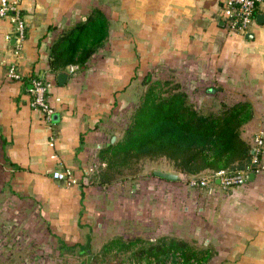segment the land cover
Wrapping results in <instances>:
<instances>
[{
	"label": "crops",
	"instance_id": "crops-1",
	"mask_svg": "<svg viewBox=\"0 0 264 264\" xmlns=\"http://www.w3.org/2000/svg\"><path fill=\"white\" fill-rule=\"evenodd\" d=\"M19 1L27 23L21 45L12 36V22L0 17V175H9L19 190L28 193L32 187L43 201L68 211L65 206L73 202L65 200L83 187L72 198L80 202L82 190L95 180L92 175L105 166L100 149L113 135L120 137L107 118L147 75L180 81L200 105L208 96L228 104L249 101L253 117L243 136L252 145L257 135L264 137V0L255 9L252 37L229 28L219 0ZM95 7L110 20L109 35L83 67L67 66L62 83L59 71L51 68V45L62 29L86 19ZM14 61L22 79L8 75ZM33 74L52 82L49 97L57 117L51 121L31 104L27 80ZM64 166L72 167L75 183L53 176ZM155 168L179 178L156 176ZM141 175H155L160 194L168 198L171 190L168 199H173L178 191L172 189L190 174L167 160V165ZM196 193L198 205L182 207L180 220L185 223L179 227L195 228L201 235L199 246L212 249L203 264H264V145L259 170L250 171L244 184ZM170 211L168 227L151 239L169 234L186 239L182 231H169L177 220Z\"/></svg>",
	"mask_w": 264,
	"mask_h": 264
},
{
	"label": "trees",
	"instance_id": "trees-1",
	"mask_svg": "<svg viewBox=\"0 0 264 264\" xmlns=\"http://www.w3.org/2000/svg\"><path fill=\"white\" fill-rule=\"evenodd\" d=\"M109 29L110 20L104 11L93 8L86 19L61 30L50 48L51 68L61 72L69 65L83 67L103 45ZM142 84L146 87L123 134L100 149L105 166L94 177L98 184H110L124 175L141 172L140 164L146 158H166L176 170L190 174L188 182L194 175L224 167H250V171H256L259 165L252 162L253 145L243 136L244 125L253 117L249 101L228 104L213 100L210 106L200 105L172 77L147 75ZM259 158L262 159V154ZM84 193L82 190L81 201ZM77 246L91 254V241L72 245L62 241L61 249ZM105 250L108 253L131 250L132 257L148 258V264H203L212 253L209 246L197 247L170 235L155 240L141 235L129 239L113 237ZM86 263L91 264V255Z\"/></svg>",
	"mask_w": 264,
	"mask_h": 264
},
{
	"label": "rangeland",
	"instance_id": "rangeland-1",
	"mask_svg": "<svg viewBox=\"0 0 264 264\" xmlns=\"http://www.w3.org/2000/svg\"><path fill=\"white\" fill-rule=\"evenodd\" d=\"M145 87L141 84L139 89L127 91L123 103L107 118L120 135ZM213 100V96H208L204 102L210 106ZM140 165L143 167L140 175H124L110 184L100 185L95 178L80 202L72 198L80 195L83 187L69 194L65 203L73 204L65 206L68 211H64V205L60 209L58 205H49L48 200L43 201L34 188H29L28 193L19 190L9 175H0V264H87L89 255L91 264H148V258L132 257L131 250L108 253L105 245L118 236L125 239L138 235L157 237L159 231L168 227L166 219L171 215L170 207L177 224L169 231L176 229L195 246L201 245V235L195 228L179 227L180 217L184 205L189 202L196 203L195 207L198 205L197 191L210 189L191 186L189 176L183 175L182 182L172 189L178 191L177 198L168 199L173 192L169 191L168 198L160 194L155 175H141L154 167L167 165V160L146 158ZM167 199L171 202L168 208ZM62 241L71 245L91 241V254L82 252L78 246L63 250Z\"/></svg>",
	"mask_w": 264,
	"mask_h": 264
},
{
	"label": "built area",
	"instance_id": "built-area-1",
	"mask_svg": "<svg viewBox=\"0 0 264 264\" xmlns=\"http://www.w3.org/2000/svg\"><path fill=\"white\" fill-rule=\"evenodd\" d=\"M262 0H219L223 16L228 19L229 28L245 35L250 31L254 22L255 9ZM0 17L8 18L13 24V38L21 45L27 33L26 19L22 13V7L19 0H0ZM74 68V66H73ZM8 75L12 79H22L23 74L19 68L18 61L10 64ZM52 82L50 79L38 74L31 75L28 79L27 91L31 97L33 107L43 111L48 121L53 120L55 107L50 101L49 93ZM264 137L257 135L253 143L252 162L259 165L261 160L259 155L262 154ZM256 170H259V166ZM250 167L231 168L224 167L212 171L207 175H194L189 178V184L194 187L209 188L215 190L216 186L222 189H231L238 185L244 184L249 178ZM53 176L65 181L71 185L76 182L73 169L71 166H64L53 171Z\"/></svg>",
	"mask_w": 264,
	"mask_h": 264
},
{
	"label": "water",
	"instance_id": "water-1",
	"mask_svg": "<svg viewBox=\"0 0 264 264\" xmlns=\"http://www.w3.org/2000/svg\"><path fill=\"white\" fill-rule=\"evenodd\" d=\"M253 35L254 34L251 31L246 33L247 37H252ZM67 76H68V73L66 71L59 72V81L62 82V83L65 82L66 79H67ZM54 117L56 118L57 115H54ZM115 139H116V135H113L112 141H114ZM154 173L159 175V176L168 178V179L177 180L179 178V174H177L175 172H172V171H167V170H164V169H160V168H155L154 169ZM251 174H253V173H251Z\"/></svg>",
	"mask_w": 264,
	"mask_h": 264
}]
</instances>
